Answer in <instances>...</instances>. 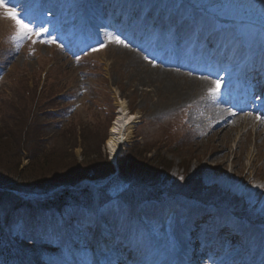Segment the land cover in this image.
Listing matches in <instances>:
<instances>
[{"label":"rangeland","instance_id":"rangeland-1","mask_svg":"<svg viewBox=\"0 0 264 264\" xmlns=\"http://www.w3.org/2000/svg\"><path fill=\"white\" fill-rule=\"evenodd\" d=\"M59 1L62 5L52 0H46V3L58 6L56 12L60 14L67 4L74 3V0ZM163 1L172 3L174 0ZM192 2L199 3L196 9L211 10L219 16H225L229 11L227 3L220 4L216 0H205L201 2L203 4L200 0ZM239 2L241 12L250 17V21L264 22V0ZM53 28L59 26L55 24ZM58 32L62 33L63 29ZM16 33L15 21L5 14L4 7H0V59L14 57L0 81V138L3 139L0 161L12 162L7 171L17 168L16 171L24 175L31 173L33 178L39 176L54 181L61 180L62 174L66 173L83 176L121 174V178L111 180L110 195L125 189L134 190L125 184L128 181L151 179L156 184L165 183L166 191L171 190V183L178 181L183 192L196 193L204 189L209 197L217 195L216 191H231L234 199L228 201L230 204L243 198L247 208L244 212L264 219V202L255 191V185L264 188V149L254 160L249 157V160L233 162L238 143L260 144L264 136L262 130L256 135L259 128L255 126L238 128L237 131H248L247 138L241 142L235 136V130H225L226 134L221 137L210 135L208 140L188 138L186 121L191 114H197L196 111L190 105L160 93V86L157 87L160 81L152 84L147 76L133 75L134 70L140 69L126 57H121L120 50H125L122 44L112 40L94 55L71 56L63 44L49 40V37H56L53 33L44 38L34 31L19 39L15 38ZM45 40L50 42L45 43ZM25 90L30 95L25 94ZM117 99L124 101L136 118L126 126L127 139L112 165L105 142L115 120ZM76 102L79 106H76L75 114L58 123L61 110ZM175 102V108L166 111ZM26 107H30L29 112ZM26 113L28 125L23 124ZM187 125L193 126L189 122ZM20 140H24L23 146L35 148L30 160L24 155L31 149H23L24 153L20 152L21 148L17 150L16 144ZM245 151L254 153L253 145L247 146ZM226 153H229L226 158L220 157ZM213 154L218 159L211 158ZM213 159L218 161L211 163ZM17 161L20 166H16ZM0 172L2 177L4 171L0 169ZM226 172L237 178L230 181ZM194 181L199 187L192 184ZM11 184L32 193V183L27 187L16 182ZM208 185L219 190H209ZM65 232L70 233L68 229ZM64 238L67 240L69 235ZM48 253L50 257L54 256L51 249ZM143 260L138 255L134 264H143Z\"/></svg>","mask_w":264,"mask_h":264},{"label":"bare ground","instance_id":"bare-ground-1","mask_svg":"<svg viewBox=\"0 0 264 264\" xmlns=\"http://www.w3.org/2000/svg\"><path fill=\"white\" fill-rule=\"evenodd\" d=\"M144 1L146 4L145 7H143L142 16L139 15L138 5L140 3V0H131V2L127 3L124 1L120 3L119 6L125 8L129 12V15H127V18L124 22V14L119 12L118 14L114 15L113 18H116V20L112 22L113 28H115L114 36H116V34L120 35L121 38H123V41L128 44L127 51L120 50L123 53V55L121 54V57H126L128 61H132L140 69L134 70L133 75L139 76V78L147 76L151 79L150 83L152 84L158 83L160 81V84H158L157 86H160L159 92L163 93V95L166 96L169 95L174 99V101L176 99L180 103L183 102V104L192 101L195 102V100L201 99V97L204 96L205 104L202 106L204 112L200 114V118L209 120L211 122H216L219 117L226 118V121L223 124L219 122L216 123L215 128L211 132V135H218L219 137H221L222 135L226 134L225 130H227L228 128L230 130H235L236 132L238 127H234L235 121L233 120L234 116L232 111L226 106L218 93L215 96L209 93V89L214 87L213 80L209 76L198 74V71L196 72L197 67L202 65L203 61L206 60L209 55L203 54L199 59H197V63H192L196 60L195 54L198 52L199 40L204 39V37H202L204 35H193L184 27L185 21L194 22L193 20L185 18H181L178 20L176 17V11H171L170 13L164 15L163 6L159 5L156 8V2L154 0ZM89 2L90 3L87 5L89 9L86 11L87 21L85 24L89 27L90 32L84 38L86 41L93 40L99 36V33H101L100 27L102 24L101 17H105L108 20L111 19L109 17V12L106 8V5L113 6L115 5L114 2L118 3L119 0H101L100 2H92V0H89ZM47 10L51 12L50 8H48ZM159 25L160 28L158 29L157 27ZM173 26L177 28L174 40H166L160 34L159 30L167 29ZM67 27L70 26L67 25ZM75 29L80 32L78 27H75ZM136 31H139L138 36ZM131 32L133 33L130 37ZM226 36V34L213 35L212 39L216 43L218 53L213 52L212 54L220 56V59H222V57H226V64L236 65L237 63L242 61L237 60L242 58L245 48L243 46L237 47L234 52L230 53L229 50L230 46L233 43V39ZM189 44L192 47V50L184 51L185 47ZM77 46L75 45V47ZM152 46L155 50V53H158L160 50H164V53L161 56L160 63H153L152 61H150V56L149 59L143 57L144 53H146ZM187 52L189 53L187 54ZM184 57L185 60L183 61L185 63H183L181 67L177 61ZM244 58H246V55L244 56ZM252 58L254 59L255 57ZM257 58L264 60V56H259ZM152 60L154 59L152 58ZM220 63H222V60H219V64ZM173 65L177 66V68L172 67ZM148 67L150 69H148ZM247 67H245L244 69V73L246 75L244 77V80L247 78H253V80L258 81L259 79H261V87L264 90V77L262 79V75H264L263 65L260 64L257 68L252 67V70H249ZM259 69L262 74L256 76V73H259ZM141 82L144 83L145 80H142ZM237 93L240 94V97L242 99H244L245 92L243 90H239ZM115 104L117 110L115 120L114 123H112L111 129L109 130V137L105 142L106 149L108 150L109 156L112 160H114V158L116 157L117 152L120 151L121 145L124 140L127 139V137L125 136V131L127 130L126 126L130 122V120L135 121L134 119L136 118L135 115L128 113L124 101H122L121 99H117ZM175 105L176 102L174 105L167 107L166 111L174 109ZM252 122L253 118L247 115L241 117L239 123L244 127H247V125H250ZM258 125L261 128L259 129V132L256 133L257 135H259L261 129H264V119L263 122L258 123ZM216 128L218 130H216ZM236 133L237 134H235V136L237 135V137L239 138V142L244 141L248 135V131H242L241 134H239V131H237ZM128 136H130V134H128ZM238 144V150L234 152L233 162L236 163L238 160L243 159L249 160V157L254 160V157H256L260 153L261 149H264V136L260 144H251L250 141H246V145L244 144V142ZM248 145H253L254 153L245 151V148ZM228 154L229 153L223 154V156L220 157L226 158ZM215 157L217 156L213 154L211 158ZM216 159H218V157ZM216 161L218 160L213 159L211 163H215ZM227 177L230 178L231 174L227 173ZM176 203L178 204V207L171 208V210L168 212L170 215V226L172 228L173 234L175 235V238L180 240V237L183 234L188 233L191 238L193 237L195 239H205L208 234L206 233V235H203L202 232L196 230L197 226L203 223V217H205L204 214L198 215L194 206L187 205L183 202ZM160 208V206H151L150 210L142 208L140 211L147 218V220H154L157 222L159 220V217L162 216V214L160 215ZM211 214H213V216L217 215V213ZM116 218L117 216L115 217L114 214H112V216H109L110 220L108 221V223L112 225L108 232L109 235L114 232L115 227L113 226V224L116 222ZM205 219L212 223L213 218H211V220L208 218ZM235 224H238V222ZM59 228H62V226H59L58 229ZM116 228L119 229L118 227ZM246 230L252 232L254 235H257L258 233L255 228L247 227ZM121 231V234H123L124 236L127 235V233H123L127 231L125 227H122ZM219 234L222 235L221 231H219ZM93 236L94 234L91 233L90 238H92ZM117 239L123 241L125 238L123 236H119ZM253 240L254 241L251 243V245L244 248L242 252L233 254L232 247L235 243H237L236 237H233L231 245L227 248L228 252L221 258L223 263L264 264V240L261 238V235L255 236ZM225 241L227 240L225 239L224 242ZM112 250L113 252H115L116 248H107L106 254L111 253ZM138 251L139 249H134L132 253L136 254ZM230 253L233 254L234 257H231Z\"/></svg>","mask_w":264,"mask_h":264},{"label":"snow or ice","instance_id":"snow-or-ice-1","mask_svg":"<svg viewBox=\"0 0 264 264\" xmlns=\"http://www.w3.org/2000/svg\"><path fill=\"white\" fill-rule=\"evenodd\" d=\"M0 7H4L5 14L15 21L17 27V33L15 38L17 39L26 38L34 31L36 35H40L41 32L47 31L46 29L43 28H40L39 30H35L32 26H30L29 23L23 22L22 19L18 18L20 14L16 11V9L9 8L7 6L6 0H0ZM184 27L187 29L188 32H190L193 35L203 34L206 37L204 39L199 40L198 49L202 54L211 55L213 52H217L216 43L214 42L212 37L213 35L219 34L220 28L219 25H217L214 21L212 20L197 21V22L185 21ZM159 32L166 40L169 39L174 40L175 34L177 32V28L173 26L167 29L159 30ZM109 39H114L117 44L124 43V41L121 40L119 36H115V37L110 36ZM44 42L48 43L50 41L45 40ZM103 46L104 45L101 43L100 47ZM95 50L97 49H93V51ZM220 86H221L220 81L219 80L215 81V86L209 89V93L215 96L218 93ZM262 107H264V105H262ZM257 119L258 120L261 119V116H257ZM113 207L115 211L120 213L122 220L126 219L127 213L123 206L119 204H115ZM72 218L78 222L77 227L82 231L92 233L94 226L97 229L99 228V219L97 218L95 211L92 210L91 207H89L86 210L77 209ZM58 224L59 221L55 220L54 218H48L42 222H39L35 227L38 229V239L44 245L51 246L52 252L58 257L60 261L67 260L69 255L78 256L82 251L86 250V249H81L79 246L73 247L71 245H68L64 241L62 233L57 227ZM211 226L223 230L225 224L223 222H218L215 219H213ZM142 237H143V233L137 232L133 234L131 239L133 243H139ZM33 242H35V239L33 240ZM52 245H55V247H52ZM168 247L169 249H172L175 247V245L171 241H169ZM88 264H95L94 259L89 261ZM113 264H121L119 257H117L113 261Z\"/></svg>","mask_w":264,"mask_h":264},{"label":"trees","instance_id":"trees-1","mask_svg":"<svg viewBox=\"0 0 264 264\" xmlns=\"http://www.w3.org/2000/svg\"><path fill=\"white\" fill-rule=\"evenodd\" d=\"M24 93L25 94H27V95H30L29 93H28V91L27 90H25L24 91ZM31 100H32V98H31ZM27 109H26V112L28 111H30V107H26ZM32 116H30V118H31ZM27 118H28V115H27V113H26V115H25V117H24V125H28V122H27ZM10 135H12V134H10ZM23 143H25L24 142V140H20L17 144H16V146L18 145V147H17V150L18 149H20L21 148V150H20V152L21 153H24V151H23V149H31L30 150V152L28 153V155H24L25 156V158H27L28 160H30V156L32 155V150L33 149H35L34 147L32 148H29L28 146H23L22 144ZM1 146H3V139L2 138H0V147ZM3 155H1V157H2ZM18 156V155H17ZM23 156V155H22ZM18 158V160H20V156L19 157H17ZM44 159H46V158H44ZM1 160V159H0ZM14 160V159H13ZM14 161H16V160H14ZM12 164V162H6V161H4V160H2V161H0V169H1V171H4L3 172V175H2V177L0 176V183H5V185L6 186H8V187H11V184L10 183H13V182H16L17 184L18 183H20V184H24L26 187L30 184V183H32V186L33 187H35V186H44L45 187V185H49V183H51V182H49V179H46L45 180V178H40L39 176L37 177V178H33L32 177V174L31 173H27V174H23L21 171H16V169L17 168H11L12 170L11 171H7L8 169V167L10 166ZM19 165V162L17 161V164H16V166H18ZM29 165V164H28ZM20 166V165H19ZM29 167V166H28ZM27 167V168H28ZM25 170V169H24ZM1 174H2V172H0ZM5 173V174H4ZM19 175H18V174ZM43 173V172H42ZM16 174V175H15ZM159 174V173H158ZM29 176V178H27ZM69 176L70 175H68V173H66V175L65 174H62V176H61V180H63V179H69ZM63 177V178H62ZM9 179V180H8ZM10 181V182H9ZM53 183H54V181H52ZM32 188V187H31Z\"/></svg>","mask_w":264,"mask_h":264}]
</instances>
